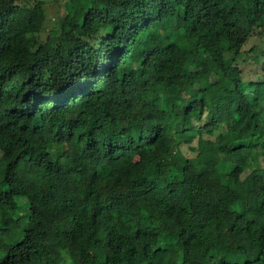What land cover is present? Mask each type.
<instances>
[{"label": "trees", "instance_id": "1", "mask_svg": "<svg viewBox=\"0 0 264 264\" xmlns=\"http://www.w3.org/2000/svg\"><path fill=\"white\" fill-rule=\"evenodd\" d=\"M65 9L0 0V264H264V0Z\"/></svg>", "mask_w": 264, "mask_h": 264}, {"label": "rangeland", "instance_id": "2", "mask_svg": "<svg viewBox=\"0 0 264 264\" xmlns=\"http://www.w3.org/2000/svg\"><path fill=\"white\" fill-rule=\"evenodd\" d=\"M46 3V9L48 12L49 22L46 28V31L42 34V39L45 40L47 37H51L52 40L56 39V36L58 35V19L62 17L65 13V4L69 0H43ZM160 31H163L162 28H160ZM258 47V48H264V39H253L250 40L248 45L246 46V50H250L252 47ZM248 63L245 66V69L247 73H249L250 76H255V71L259 72L261 74H264V70L261 66L255 67L253 64L255 63V58L253 56H248ZM197 140L193 142V146H196ZM182 151L183 153L188 157H194V153L190 149V146L187 144L182 145ZM1 157V153H0ZM34 211L32 208H29L28 215L26 217L27 221H31L32 215ZM10 226H13V222L10 224Z\"/></svg>", "mask_w": 264, "mask_h": 264}]
</instances>
